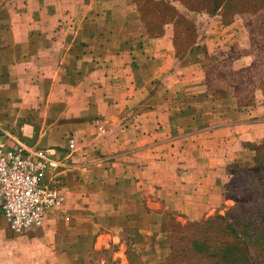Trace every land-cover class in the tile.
Wrapping results in <instances>:
<instances>
[{
    "label": "crops",
    "instance_id": "crops-1",
    "mask_svg": "<svg viewBox=\"0 0 264 264\" xmlns=\"http://www.w3.org/2000/svg\"><path fill=\"white\" fill-rule=\"evenodd\" d=\"M167 26L151 34L132 0H0V144L53 150L63 198L20 236L0 214V264H88L114 247L113 261L161 260L143 187L198 218L217 201L212 165L229 153L212 154L194 135L264 137V106L244 124L231 84L207 79L226 59L250 67L243 30L210 26L179 47Z\"/></svg>",
    "mask_w": 264,
    "mask_h": 264
},
{
    "label": "rangeland",
    "instance_id": "rangeland-1",
    "mask_svg": "<svg viewBox=\"0 0 264 264\" xmlns=\"http://www.w3.org/2000/svg\"><path fill=\"white\" fill-rule=\"evenodd\" d=\"M132 1L149 32L156 34L164 26L173 27L179 47L191 44L200 31L205 32L210 26L212 30L219 31L220 28L232 24L243 30L245 39L248 41L244 51L252 57L250 67L232 70L230 62L226 59L208 72L207 79L211 82L214 78H220L231 84L239 110L244 115L243 123L251 125L250 118H246V114H249L252 109L264 106V0ZM216 7L217 9L213 11ZM261 122L264 124V121ZM211 131L210 135L206 131L196 133L194 136L198 140L204 137V140L212 146V154L227 155L229 153V157H225L227 159L224 166L217 165V169H213L215 166L212 165L213 172L217 174L216 179L220 178L221 182L219 187L212 186L213 188H208V191L217 197V201L208 204L198 218L193 216L194 218L189 219L179 211L168 207L164 201L154 196L149 185L143 187L140 192L144 206L155 214L158 222V239L155 245L158 244L166 249V254L161 260L156 261L150 255V259L153 260H150L148 264H264V238L249 239L245 245L240 242L237 246L238 253L235 254L232 262L231 259L230 262H220L216 258L209 259L204 254L197 253L192 246L193 243L201 246L204 239L208 237L212 241L218 239L217 233L214 232L219 227L223 228L225 223L216 219V216H223L234 206L239 196L249 192L240 179H233L230 183L231 173L243 165L251 169L252 149L256 148L264 155V137L254 141H240L234 139L235 133L230 129L223 130L219 134ZM213 174L212 177H214ZM0 224L4 223L0 220ZM256 226L264 233L262 230L264 225ZM123 240L127 256L128 238ZM213 244V242L207 243V250L211 251ZM117 253L122 251L118 252L115 247L93 251L88 264H126L122 259L121 261L111 260V257Z\"/></svg>",
    "mask_w": 264,
    "mask_h": 264
},
{
    "label": "built area",
    "instance_id": "built-area-1",
    "mask_svg": "<svg viewBox=\"0 0 264 264\" xmlns=\"http://www.w3.org/2000/svg\"><path fill=\"white\" fill-rule=\"evenodd\" d=\"M101 134V130H98ZM66 148L74 139L66 136ZM55 153L51 149L26 147L18 142L0 144V214L13 235H23L41 226L48 211L63 203Z\"/></svg>",
    "mask_w": 264,
    "mask_h": 264
},
{
    "label": "trees",
    "instance_id": "trees-1",
    "mask_svg": "<svg viewBox=\"0 0 264 264\" xmlns=\"http://www.w3.org/2000/svg\"><path fill=\"white\" fill-rule=\"evenodd\" d=\"M216 9L217 7L213 11ZM252 151L251 169L243 165L231 173L230 183L233 179H240L249 192L239 196L234 206L228 209L223 216H216V219L225 223L223 228L219 227L214 232L217 233L216 236L219 240L212 241L208 237V239H204L201 246L192 244L197 253L204 254L209 259L216 258L220 262L231 259L232 262L235 254L238 253L237 246L240 242L245 245L249 239L262 240L264 238V233L256 226L264 225V155L256 148ZM262 230L264 231V229ZM210 242L214 243L211 251L207 250V243ZM170 259L171 254L169 261Z\"/></svg>",
    "mask_w": 264,
    "mask_h": 264
}]
</instances>
